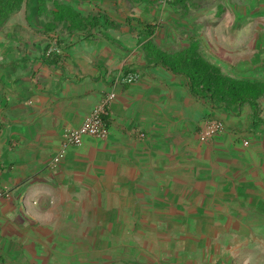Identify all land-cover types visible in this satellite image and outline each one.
I'll return each mask as SVG.
<instances>
[{
	"label": "crops",
	"instance_id": "obj_1",
	"mask_svg": "<svg viewBox=\"0 0 264 264\" xmlns=\"http://www.w3.org/2000/svg\"><path fill=\"white\" fill-rule=\"evenodd\" d=\"M161 1L59 3L109 18L71 38L64 20L45 35L56 7L46 26L23 7L0 31V264H264V99L258 111L217 107L156 59L193 38L227 76L264 82L257 38L226 49L259 0L251 12L235 0ZM110 92V140L87 138L67 149L62 174L46 169ZM213 119L225 131L203 144Z\"/></svg>",
	"mask_w": 264,
	"mask_h": 264
},
{
	"label": "trees",
	"instance_id": "obj_2",
	"mask_svg": "<svg viewBox=\"0 0 264 264\" xmlns=\"http://www.w3.org/2000/svg\"><path fill=\"white\" fill-rule=\"evenodd\" d=\"M32 0H0V31L10 21L24 5L28 6ZM176 4L185 7L184 0H177ZM55 25H50L46 29L48 35L55 32L56 24L62 23L64 20L68 23V38L75 33L87 32L90 28L100 26L101 20L108 24V19L103 14L98 17L85 18L68 7L56 6L53 13ZM148 34H154L148 30ZM191 46L182 52L173 55H161L156 59H160V63L166 66L175 74L182 75L186 78L189 91L196 98L209 99L217 107H225L229 104L244 106L251 105L255 111L261 109V101L264 99V82L249 80L242 77H229L218 66L209 62L201 51L200 44L191 38ZM62 47V42L58 43ZM68 47V46H67ZM40 50L41 47L37 46ZM154 45L148 43L146 50L153 51ZM51 47L46 46L44 53H48ZM47 51V52H46ZM54 54H50L53 58ZM53 63V62H52ZM55 63V62H54ZM104 121V120H103Z\"/></svg>",
	"mask_w": 264,
	"mask_h": 264
},
{
	"label": "built area",
	"instance_id": "obj_3",
	"mask_svg": "<svg viewBox=\"0 0 264 264\" xmlns=\"http://www.w3.org/2000/svg\"><path fill=\"white\" fill-rule=\"evenodd\" d=\"M128 83H133V80L128 79ZM115 99L116 94L114 92H110L106 98L93 109L90 116L86 118L80 127L67 131L60 151L50 159L46 169H55L58 173L62 174L64 172L62 164L65 160L67 149L71 147H82L87 138H94L104 142L110 140V131L103 121V116L107 113L108 107ZM224 131V123L213 119L210 120L201 130L198 134V139L203 144L209 143L215 137L223 134ZM7 197H9V190L7 188L0 189V200Z\"/></svg>",
	"mask_w": 264,
	"mask_h": 264
},
{
	"label": "rangeland",
	"instance_id": "obj_4",
	"mask_svg": "<svg viewBox=\"0 0 264 264\" xmlns=\"http://www.w3.org/2000/svg\"><path fill=\"white\" fill-rule=\"evenodd\" d=\"M227 1H230V0H227ZM255 1V0H254ZM173 2V0H163L161 1V5H168ZM59 3L60 4H68L69 6H71L72 8H74V5H73V0H32L29 5L27 6H23L24 8H27L28 11H31L33 14V18L34 20L40 24V25H43V26H46V23L51 20V15L47 12H49L50 9H52L53 7H56V6H59ZM235 3H236V6L237 7H247L248 10L251 12L252 11V4L253 3V0H235ZM249 4L251 6V8L249 9ZM264 0H259L257 2V11L255 9H253L252 13L251 14H248L244 11V16L242 18L241 21H243V19L247 16L248 19H251V20H248V22H245V24H243V31L242 33L240 34L241 35V38L240 39H236L234 37H231V44H229L227 46V50L228 51H231L233 53H235V51H239L241 53V49H243V47L245 48V40H247L249 42V39L252 40V43L254 44L255 42V38H257V41H256V49L257 51L261 52L263 51L264 52ZM263 7V8H262ZM84 11H87L86 9H83ZM181 11H183V14L181 15L182 19H186L187 18V15H189L187 13L186 10L182 9ZM185 11V12H184ZM89 12V11H87ZM53 22H54V16H53ZM232 22V19L230 17V19H225L224 22H223V27H220L221 30H225L226 28H228L230 26ZM250 23V25H249ZM57 30L58 33H61L62 30H63V26H61L60 24H57ZM250 26H251V29H250ZM257 27L259 28V31L256 32L255 36H254V28ZM60 28V29H59ZM200 30V28H199ZM201 32V30L199 31ZM225 32H229V30H226ZM248 35V37H247ZM257 36V37H256ZM247 37V38H246ZM206 43L204 40L202 42V45ZM207 50H209V48H207ZM236 55V54H235ZM257 259V258H255ZM254 261L251 260L250 261V264H252ZM254 264V263H253Z\"/></svg>",
	"mask_w": 264,
	"mask_h": 264
},
{
	"label": "clouds",
	"instance_id": "obj_5",
	"mask_svg": "<svg viewBox=\"0 0 264 264\" xmlns=\"http://www.w3.org/2000/svg\"><path fill=\"white\" fill-rule=\"evenodd\" d=\"M23 8V7H22ZM67 153V152H66ZM63 165V164H62Z\"/></svg>",
	"mask_w": 264,
	"mask_h": 264
}]
</instances>
